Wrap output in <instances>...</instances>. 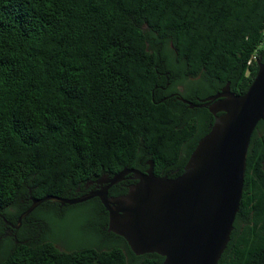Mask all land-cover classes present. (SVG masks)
Wrapping results in <instances>:
<instances>
[{
    "label": "trees",
    "instance_id": "16d2710c",
    "mask_svg": "<svg viewBox=\"0 0 264 264\" xmlns=\"http://www.w3.org/2000/svg\"><path fill=\"white\" fill-rule=\"evenodd\" d=\"M263 28L264 0H0V264H160L108 231L97 198L45 201L14 235L1 215L16 224L33 198H73L146 161L179 176L222 113L180 98L200 105L227 84L243 94L264 61L247 64ZM66 208L90 225L61 249L46 218ZM218 264H264L262 121Z\"/></svg>",
    "mask_w": 264,
    "mask_h": 264
},
{
    "label": "water",
    "instance_id": "95a60500",
    "mask_svg": "<svg viewBox=\"0 0 264 264\" xmlns=\"http://www.w3.org/2000/svg\"><path fill=\"white\" fill-rule=\"evenodd\" d=\"M216 114L211 130L190 154L184 171L176 177L157 176L153 162L142 172L124 167L105 181L112 185L133 174L138 181L123 195L110 199L107 189L65 198L45 195L33 198L17 224L45 201L60 206L80 203L97 196L108 213V231L122 236L136 254L156 253L160 264H218L227 246L242 196L246 156L251 135L264 123V61L247 90L236 95L228 84L206 102ZM211 100L215 103L209 105Z\"/></svg>",
    "mask_w": 264,
    "mask_h": 264
},
{
    "label": "rangeland",
    "instance_id": "374dc122",
    "mask_svg": "<svg viewBox=\"0 0 264 264\" xmlns=\"http://www.w3.org/2000/svg\"><path fill=\"white\" fill-rule=\"evenodd\" d=\"M46 222L50 227V236L55 240L59 248H64L63 239L70 234L76 241H83L86 232L83 231L85 227L90 225V221H86L81 216L80 210L64 209L61 212H55L46 218ZM42 231V228L35 230ZM82 233V235H80Z\"/></svg>",
    "mask_w": 264,
    "mask_h": 264
},
{
    "label": "flooded vegetation",
    "instance_id": "af4514ba",
    "mask_svg": "<svg viewBox=\"0 0 264 264\" xmlns=\"http://www.w3.org/2000/svg\"><path fill=\"white\" fill-rule=\"evenodd\" d=\"M214 103H215V100H211L209 105H212ZM147 162L148 161H146L145 163H147ZM134 168H136V167H134ZM148 168H149V166L147 165V167H145V169L143 171L140 170L139 168H137V169H139L142 172H145ZM111 176L109 174H107V173H104L101 176H99L98 178L86 182L82 189L78 188L76 191H77V193H80L81 195H84V194H87V193H89L91 191H97V190L106 188L108 197L110 199H115L116 197H119V196L123 195L124 193H126L127 190H128V186H130L132 184H135L138 181L137 179L133 178V174H127L124 179L118 181L117 183L109 185L105 181V179H107V178H109ZM124 189H126V191H124ZM81 195H79V196H81ZM76 197H78V196H76ZM93 198L99 199L97 196H93L90 199H93ZM99 201H100V199H99ZM100 203H101V201H100ZM102 206H103V204H102ZM60 208H62V206H60ZM104 211L106 212V215H107L106 216L107 217V221H106L105 226L108 227V213L105 210V208H104ZM20 226H21V223H20L19 227H17V228L6 225L5 226V230H4V235H14V230H18L20 228ZM67 243H68L67 246H76L77 245L76 240H73L71 238H67ZM67 243H63V246L67 247V246H65ZM144 254H153V253H144ZM144 254H140V255H144Z\"/></svg>",
    "mask_w": 264,
    "mask_h": 264
},
{
    "label": "built area",
    "instance_id": "2783aa9c",
    "mask_svg": "<svg viewBox=\"0 0 264 264\" xmlns=\"http://www.w3.org/2000/svg\"><path fill=\"white\" fill-rule=\"evenodd\" d=\"M261 52H264V28H263V33H262V39L257 46V48L254 50L251 58L247 61V64H251L252 61H255L259 58Z\"/></svg>",
    "mask_w": 264,
    "mask_h": 264
}]
</instances>
